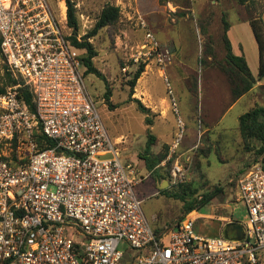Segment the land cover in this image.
<instances>
[{
	"label": "built area",
	"instance_id": "1",
	"mask_svg": "<svg viewBox=\"0 0 264 264\" xmlns=\"http://www.w3.org/2000/svg\"><path fill=\"white\" fill-rule=\"evenodd\" d=\"M140 26L143 42L131 60L161 69L179 145L185 124L167 74L174 54L142 17ZM72 33L62 6L56 13L48 0H0L1 55L21 82L0 94V264H259L263 165L240 179L242 240L201 235L193 216L158 234L137 195L144 177L122 159L124 140L109 136L85 84L82 52L68 40ZM22 86L34 111L18 97ZM36 134L54 146L40 149ZM123 243L144 254L130 261Z\"/></svg>",
	"mask_w": 264,
	"mask_h": 264
},
{
	"label": "rangeland",
	"instance_id": "2",
	"mask_svg": "<svg viewBox=\"0 0 264 264\" xmlns=\"http://www.w3.org/2000/svg\"><path fill=\"white\" fill-rule=\"evenodd\" d=\"M72 1L78 14L80 38L94 29L107 4L121 10L116 24L100 30L90 40L98 53L95 66L106 81L93 74L84 77L109 136L113 141L124 140L118 146L122 159L135 164L144 177V182L137 188V195L144 201L143 209L151 226L157 232H163L186 215L183 200L162 191H185L183 198L190 201L201 200L216 189H222L192 216L197 218L196 227L201 235L223 236L227 225L235 224L236 219H243L245 215L243 205L238 202L240 179L254 165L264 167V155L247 150L238 128L240 116L256 106H264V89L258 86L241 104L230 110L234 100L229 76L224 70L227 66L224 37L228 27H232L233 52L245 53L248 66L257 78L259 49L249 22L255 21L264 29V0H246L244 3L241 0H191L189 7H182L171 0ZM48 2L54 12L57 13L62 6L67 15L65 1ZM140 17L158 40L171 38L173 47L180 50L179 54L173 55V65L182 64L174 69L180 77L177 86L173 85L175 82L169 70L167 73L185 124L183 139L192 142L190 147L184 148L185 151L181 150L183 139L175 145L174 140L181 133L178 116L158 66L150 65L146 69L148 73L141 84V87L149 89L152 103L142 101L140 91L136 96L139 81L131 97L129 81L132 76L129 75L136 71L131 59L137 55L144 38ZM125 66L129 67L127 74L122 70ZM7 73L0 54V87L8 86ZM261 84L264 85V79ZM108 86L112 90L110 103L105 100ZM133 99L140 100L145 107L152 105L154 110L149 115L152 126L146 125L147 115L138 110ZM150 135L156 137L151 147L152 154L166 151L168 154L158 165L157 172L147 176L149 171L143 158ZM165 147H169L168 150ZM176 167L181 172L175 176ZM120 249L130 261L144 254L126 243L121 244ZM259 264H264V252Z\"/></svg>",
	"mask_w": 264,
	"mask_h": 264
},
{
	"label": "trees",
	"instance_id": "3",
	"mask_svg": "<svg viewBox=\"0 0 264 264\" xmlns=\"http://www.w3.org/2000/svg\"><path fill=\"white\" fill-rule=\"evenodd\" d=\"M65 1L67 5V19H68V27L71 29L72 36L68 38L70 43L78 50L82 52V62L84 67L86 68L85 75L93 74L106 81V78L101 73V71L95 66L94 60L98 56V53L94 47V45L90 42L92 38H94L100 30L114 25L118 22L121 15V10L119 7L114 5L107 4L99 18L98 22L96 23L94 29L85 35L84 37L78 39L79 35V19L77 10L75 7V3L72 0H62ZM176 4L182 7H189L191 4V0H171ZM246 0H241L244 3ZM249 25L253 31V35L258 45L259 49V71L258 76L255 78L248 66L247 59L244 54H236L233 52V45L234 43L230 37L231 28L228 27L226 30V34L224 37V41L226 43L227 48V66L225 67V72L229 76L230 84H231V95L233 100L236 102L243 96L249 94L253 88L257 85L258 81L264 79V29L260 27L255 21L249 22ZM0 54H1V36H0ZM2 56V55H1ZM7 67V65H6ZM7 76H8V86L6 88L0 87V94H4L9 87H14L21 84L19 79H16L13 74L8 70L7 67ZM146 71V64H141L136 67V71L134 73H130L129 76H132L131 81H129L131 87V97L134 94V90L137 86L138 81L142 77V75ZM129 74V73H128ZM264 89V86H262ZM18 97L19 99L23 100L31 111H34V104L32 102V94L28 87H20L18 89ZM112 98V90L108 86L107 91L105 93V100L107 103L111 102ZM135 103H137L138 110L147 115L145 119V123L147 126H152L153 121L149 118L151 114V109L145 107L143 103L138 99H133ZM112 107V105H110ZM239 133L243 140V143L247 150L256 151L258 155H264V106H256L249 112L243 114L239 118ZM35 138L39 144L40 149H46L54 146V143L48 140L42 134H36ZM156 141V137L153 135L149 136L147 146L145 148L144 154L145 157L143 158L145 161L146 168L148 171L152 172L153 174L157 172V167L160 165L167 156V151L164 153L159 154H152L151 147L154 146ZM167 150L169 147H165ZM222 189H216V191L205 195L201 198V200H190L187 201L183 198L184 192L175 191L166 192L162 191L164 194H168L170 197H175L178 199H182L185 203V217H182L179 222L183 219L187 218L188 216H192L197 212H200L205 205ZM178 222V223H179ZM177 223V224H178ZM177 224L174 226L164 230L169 231L172 230ZM157 232V231H156ZM158 234L162 232H157ZM7 264V263H4Z\"/></svg>",
	"mask_w": 264,
	"mask_h": 264
},
{
	"label": "crops",
	"instance_id": "4",
	"mask_svg": "<svg viewBox=\"0 0 264 264\" xmlns=\"http://www.w3.org/2000/svg\"><path fill=\"white\" fill-rule=\"evenodd\" d=\"M250 26V25H249ZM166 27H169V26H166ZM251 28V27H250ZM231 30H232V28H231ZM251 31H252V29H251ZM231 32V31H230ZM252 34H253V31H252ZM254 36V35H253ZM160 41V40H159ZM160 43L164 46V47H166V48H168V49H170L171 51H172V53L174 54V55H176L177 54V52H178V54L180 53V50H177V48L175 49L174 47H173V40L171 39V38H165V39H162V41H160ZM244 55H245V53H244ZM245 57H246V55H245ZM174 59H175V56H174V58H173V61H172V63L171 64H169L168 65V67H167V71L169 70V74H170V76L174 79V82H175V84H173V85H175V86H177V82H179V73H176V72H174V69H176V68H178L179 67V65H182V64H176L175 66L173 65V63H174ZM147 69H149V66L147 67ZM147 73H148V71L147 72H145L144 74H143V76L140 78V80H139V83H138V85H139V89H137V94H136V96L138 95L139 96V91L142 93V97H140V99L142 100V101H147V100H149L148 102H149V104H151L152 103V100H150V97H152V95H151V93H150V91H149V89H145V88H143V87H141V84H142V81L145 79V76H147ZM168 74V73H167ZM182 79V78H181ZM258 86H264V85H262L261 84V81H258V83H257V85L253 88V90H255L256 88H258ZM175 89H177V88H175ZM252 90V91H253ZM176 91V93H177V95H178V92H177V90H175ZM251 91V92H252ZM250 92V93H251ZM248 96V94L247 95H245V96H243L242 98H240L239 100H237L236 102L234 101V102H232L231 103V106H230V110H234V108L236 107V106H238L239 104H241L242 102H243V100L246 98ZM165 101H166V99H165ZM149 109H151V110H154L153 109V107H151L152 105H146ZM241 117V116H240ZM239 117V118H240ZM174 141H176V140H174ZM173 141V142H174ZM183 141H184V139H183ZM172 142V143H173ZM190 143H192V142H187V141H184L183 143H182V148H181V150H183V151H185L184 150V148L186 149V148H188V147H190L189 145H190ZM154 153V152H153ZM156 154V153H155ZM158 168V167H157ZM153 173L152 172H150L149 171V173H148V175L147 176H150V175H152ZM146 179H147V177H145ZM145 179V180H146ZM140 186V185H139ZM138 186V187H139ZM137 187V188H138Z\"/></svg>",
	"mask_w": 264,
	"mask_h": 264
},
{
	"label": "water",
	"instance_id": "5",
	"mask_svg": "<svg viewBox=\"0 0 264 264\" xmlns=\"http://www.w3.org/2000/svg\"><path fill=\"white\" fill-rule=\"evenodd\" d=\"M223 237L233 241H240L244 237V227L241 224H229L223 231Z\"/></svg>",
	"mask_w": 264,
	"mask_h": 264
},
{
	"label": "bare ground",
	"instance_id": "6",
	"mask_svg": "<svg viewBox=\"0 0 264 264\" xmlns=\"http://www.w3.org/2000/svg\"><path fill=\"white\" fill-rule=\"evenodd\" d=\"M65 8V7H64Z\"/></svg>",
	"mask_w": 264,
	"mask_h": 264
}]
</instances>
